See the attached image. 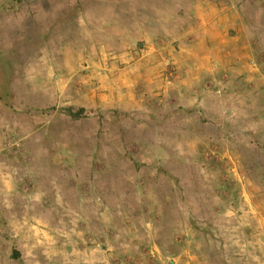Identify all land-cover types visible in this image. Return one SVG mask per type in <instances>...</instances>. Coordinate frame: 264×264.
I'll return each mask as SVG.
<instances>
[{"label": "rangeland", "instance_id": "obj_1", "mask_svg": "<svg viewBox=\"0 0 264 264\" xmlns=\"http://www.w3.org/2000/svg\"><path fill=\"white\" fill-rule=\"evenodd\" d=\"M210 5L0 0V264H264V7Z\"/></svg>", "mask_w": 264, "mask_h": 264}, {"label": "crops", "instance_id": "obj_2", "mask_svg": "<svg viewBox=\"0 0 264 264\" xmlns=\"http://www.w3.org/2000/svg\"><path fill=\"white\" fill-rule=\"evenodd\" d=\"M245 1L247 3H251V4L257 3L261 7H264V0H240V1L234 0V1H232V3H228L227 2L226 4H218L217 3L218 1L210 0V3H211L210 9H212L214 12H217V16H216L217 18L220 17V15H218V14H220V13L222 15H223V13L225 14L224 17L218 18L217 21H219V22H224L225 21L226 22V20H227V27L230 30H233V29L237 28V30L234 31L235 34H232V35H234V38L236 40L238 38L239 39L245 38L243 40V43H245L247 45L246 48H245L246 53H247V51L251 49V47H248V46H249L250 42L252 43L251 35H253V34L251 33V31L248 28L249 27L248 26L249 22L246 21L244 18H242V16H244L243 13H245V10H244V8L241 7L240 4L242 2H245ZM222 5H224V6H222ZM216 17H214V19ZM246 17H248V16H246ZM219 22H217V23L219 24ZM217 43H218V41H217ZM253 43H255V42L253 41ZM251 58H253L252 54L250 55L249 59H251Z\"/></svg>", "mask_w": 264, "mask_h": 264}]
</instances>
